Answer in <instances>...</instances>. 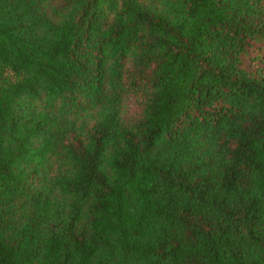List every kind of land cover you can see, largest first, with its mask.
Wrapping results in <instances>:
<instances>
[{"label":"trees","instance_id":"1","mask_svg":"<svg viewBox=\"0 0 264 264\" xmlns=\"http://www.w3.org/2000/svg\"><path fill=\"white\" fill-rule=\"evenodd\" d=\"M0 264H264V0H0Z\"/></svg>","mask_w":264,"mask_h":264}]
</instances>
